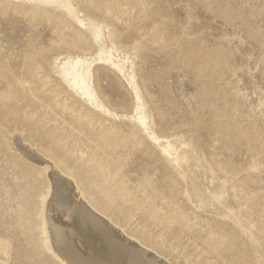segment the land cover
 Wrapping results in <instances>:
<instances>
[{
    "label": "rangeland",
    "instance_id": "374dc122",
    "mask_svg": "<svg viewBox=\"0 0 264 264\" xmlns=\"http://www.w3.org/2000/svg\"><path fill=\"white\" fill-rule=\"evenodd\" d=\"M69 1L82 27L0 0L1 113L170 264H264V0ZM76 59L91 100L64 76ZM13 130L0 125V264H62L40 221L44 172Z\"/></svg>",
    "mask_w": 264,
    "mask_h": 264
},
{
    "label": "bare ground",
    "instance_id": "6f19581e",
    "mask_svg": "<svg viewBox=\"0 0 264 264\" xmlns=\"http://www.w3.org/2000/svg\"><path fill=\"white\" fill-rule=\"evenodd\" d=\"M23 1L44 10L58 9L80 27L84 25V20L79 16V10L72 1ZM92 33L97 35L98 29H93ZM107 60L113 64L111 59ZM82 62L80 59H76L72 67L65 68L64 76L68 77L74 89L80 91L83 97L91 100L94 98V93L91 90V65ZM117 63L113 64L115 69L124 73L123 68ZM128 78L138 102L139 97L133 83L134 76L132 78L128 75ZM13 90L16 91L15 87ZM6 96L11 95L7 93ZM2 108L3 106H0V125L4 127L12 125L14 130L10 134L11 141L16 145L20 156L29 164L41 167V171L44 172L46 188H41V191L45 192V199L41 205L40 221L51 255L57 257L62 264H170L157 253L151 252L150 248H146L134 236L126 235L113 223L111 218L105 215L101 206L89 202L82 193L80 185L64 173L52 158L43 159L44 156L23 140L22 132L19 129L23 125L20 117L16 114L12 116L10 108L7 107L2 114ZM138 109L139 106L136 111ZM137 120L141 119L137 118ZM23 169L28 174H32L30 166Z\"/></svg>",
    "mask_w": 264,
    "mask_h": 264
}]
</instances>
